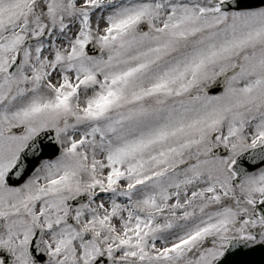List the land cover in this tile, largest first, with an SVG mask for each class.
<instances>
[{"label": "snow or ice", "instance_id": "obj_1", "mask_svg": "<svg viewBox=\"0 0 264 264\" xmlns=\"http://www.w3.org/2000/svg\"><path fill=\"white\" fill-rule=\"evenodd\" d=\"M0 264H264V0H0Z\"/></svg>", "mask_w": 264, "mask_h": 264}]
</instances>
